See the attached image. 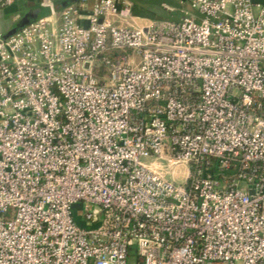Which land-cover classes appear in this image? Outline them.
Returning <instances> with one entry per match:
<instances>
[{"label": "built area", "instance_id": "2783aa9c", "mask_svg": "<svg viewBox=\"0 0 264 264\" xmlns=\"http://www.w3.org/2000/svg\"><path fill=\"white\" fill-rule=\"evenodd\" d=\"M182 1L0 35V264H264V0Z\"/></svg>", "mask_w": 264, "mask_h": 264}, {"label": "crops", "instance_id": "0c3cea01", "mask_svg": "<svg viewBox=\"0 0 264 264\" xmlns=\"http://www.w3.org/2000/svg\"><path fill=\"white\" fill-rule=\"evenodd\" d=\"M94 1L95 0H90V6L93 5ZM173 1L180 3V6L187 5V3L182 0ZM15 2L19 9L18 12H6L7 8L0 11V35L6 38L19 33L26 26L43 19L49 18L57 27L61 26L60 19L62 10L67 6L77 5L80 0H15ZM120 2L122 6H132L129 0H120ZM162 6L168 7L171 5L167 4L166 1ZM132 11L134 12V10ZM184 11L185 10H182L183 13ZM186 12L188 13L187 15L193 13L192 11ZM135 16L137 15L135 14ZM185 16L186 15H184L183 18H185ZM183 18L175 19L182 20Z\"/></svg>", "mask_w": 264, "mask_h": 264}, {"label": "rangeland", "instance_id": "374dc122", "mask_svg": "<svg viewBox=\"0 0 264 264\" xmlns=\"http://www.w3.org/2000/svg\"><path fill=\"white\" fill-rule=\"evenodd\" d=\"M166 1L167 4L171 5L168 6L171 13H169V10L166 11L164 6H162V4ZM129 3L132 5L130 7L132 10H134L135 14L144 20L143 22L161 19L165 16L170 18H183L184 15L182 10L193 12V9L189 4L186 6H180V3H177L173 0H129ZM78 211L81 212L79 208ZM78 223L80 226L85 227V225L79 220Z\"/></svg>", "mask_w": 264, "mask_h": 264}, {"label": "water", "instance_id": "95a60500", "mask_svg": "<svg viewBox=\"0 0 264 264\" xmlns=\"http://www.w3.org/2000/svg\"><path fill=\"white\" fill-rule=\"evenodd\" d=\"M18 6L17 3L15 2L12 6H10L9 8H7L6 12L12 13V12H18Z\"/></svg>", "mask_w": 264, "mask_h": 264}, {"label": "trees", "instance_id": "16d2710c", "mask_svg": "<svg viewBox=\"0 0 264 264\" xmlns=\"http://www.w3.org/2000/svg\"><path fill=\"white\" fill-rule=\"evenodd\" d=\"M188 4V3H187ZM164 9L167 11V10H169L170 11V9L168 8V7H166V6H164ZM187 11V10H186ZM186 11H184V13H183V15H186L187 16V12ZM169 13H171V11L169 12ZM185 16V17H186ZM161 19H170V20H174V21H180V20H176L175 18H170V17H167V16H165L164 18H161Z\"/></svg>", "mask_w": 264, "mask_h": 264}]
</instances>
